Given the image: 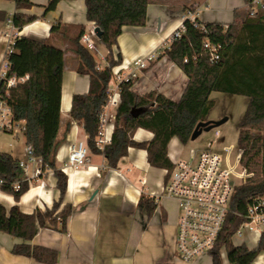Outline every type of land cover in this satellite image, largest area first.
<instances>
[{"label": "trees", "instance_id": "obj_1", "mask_svg": "<svg viewBox=\"0 0 264 264\" xmlns=\"http://www.w3.org/2000/svg\"><path fill=\"white\" fill-rule=\"evenodd\" d=\"M65 0H49L44 6L47 14L57 9ZM75 1V0H68ZM155 0H85L86 19L99 27L103 36L100 43L108 50L107 63L100 68L93 54L81 43L83 27L71 40L72 52L78 60L76 72L89 80L87 94H75L70 110L71 121L66 126L64 138L70 132L72 122H76L87 134V144L92 154L103 155L107 168L116 169L129 149L146 150L149 165L172 173L174 164L169 158L168 146L177 138L181 145L191 142V137L200 122L208 121L214 107L213 93L248 98L246 111L239 122L238 147L244 151L245 166L254 173V178L239 186L233 197L231 213L224 230L219 236L212 264H223L225 251L231 264H254L264 251V232L258 245L250 249L246 244L235 245L233 237L246 221L251 202L264 196V11L256 10L255 17L235 14L231 24H202L198 19L183 23L185 32L180 38H171L158 59L167 57L188 78L183 97L177 102L165 95L150 92L137 95L132 88L134 80L122 82L120 106L113 125L112 144L104 150L97 147L101 131L100 115L109 99V85L114 69L121 66V53L115 52L118 39L124 27H144L147 9ZM247 9L254 8L253 1L243 0ZM35 4L29 0H15L16 12L11 18L13 27L22 31L35 22L36 16L27 15L24 10ZM191 12L192 7L185 8ZM8 16L0 11V22H7ZM204 27V28H202ZM64 28L61 20L51 27V33ZM12 51L6 54L7 78L21 79L24 83L8 88L0 83V98L11 107L13 121L24 123L23 136L27 146H31L36 157L43 161V172L52 171L60 193L59 200L52 208L36 210L32 214L23 213L16 205L7 209L0 204V232L17 238L23 243L15 244L12 253L27 257L41 264H57L56 250L32 245L38 228L51 229L62 234L67 232L69 218L73 214L71 204L63 205L68 188V176L57 169V154L61 143L58 140L61 125L62 86L65 73V51L29 37H16ZM221 46L220 59L211 62L205 53L206 43ZM133 110L140 111L133 116ZM144 129L153 134L148 142L134 140L135 132ZM11 133V132H6ZM9 153L0 152V188L19 202L29 190L28 182L20 181L18 161ZM169 176H166L167 181ZM19 183V189L15 185ZM138 208L150 218L156 205L149 196L142 195Z\"/></svg>", "mask_w": 264, "mask_h": 264}, {"label": "crops", "instance_id": "obj_2", "mask_svg": "<svg viewBox=\"0 0 264 264\" xmlns=\"http://www.w3.org/2000/svg\"><path fill=\"white\" fill-rule=\"evenodd\" d=\"M35 6L24 10V13L38 19L18 32L11 24L16 12L15 0H0V11L8 16L7 22H0V72L5 63L10 40L15 37H29L64 50L65 59L73 64L76 55L72 52L71 40L83 27L88 32L91 23L86 19L85 0L61 1L55 11L44 13V6L49 0H29ZM192 7L194 17L202 24H231L235 14H246L247 5L243 0H155L148 6L147 22L144 27H124L118 39L115 52L122 55L123 63L117 69L124 73L134 72L133 92L145 95L150 92L165 95L172 101H179L188 84L185 74L167 57L158 59L173 34L183 25V15ZM62 21L61 32L51 33L52 25ZM100 43V41L98 42ZM101 44V43H100ZM97 60L100 68L108 65V50ZM74 54V55H73ZM98 57V56H97ZM96 59V58H95ZM65 73L62 86L61 127L58 140H64L57 154V169L68 176V188L63 205L71 204L73 214L68 220L67 232L62 234L51 229L38 228L30 242L56 250L59 254L57 264H186L175 256V232L177 213H168L163 201H175L160 196V188L165 182L166 170L156 169L149 165L146 150L129 149L128 155L121 159L116 169L107 168L103 155L90 153L88 164L75 170L65 168L70 146L78 141L88 139L84 130L72 122L70 132L64 138L66 126L71 121L70 110L75 94H87L89 80L77 74L76 67ZM77 60V59H76ZM138 60L144 61V67H135ZM109 88L115 90L111 81ZM208 120H210L208 118ZM24 126V123H21ZM113 134V125L108 128ZM153 134L144 129L135 132L134 140L148 142ZM168 146L172 162L180 160L183 145L177 138ZM26 143L9 144L7 153L19 162H27ZM37 165L29 163L27 169H20V181L29 183V190L17 203L14 197L4 193L0 188V204L7 209L18 206L23 213L32 214L36 210L52 208L59 200L60 193L52 171L43 172L35 177ZM134 175V176H130ZM132 177V178H131ZM150 193L159 194L153 200ZM142 195L154 201L156 209L148 218L147 213L138 208ZM165 208V209H164ZM259 237L247 234L246 244L250 249L257 247ZM23 241L0 232V264H41L22 256H15L12 249ZM225 251L222 252L223 264H231ZM207 258H200L193 264H212ZM254 264H264L262 251Z\"/></svg>", "mask_w": 264, "mask_h": 264}, {"label": "built area", "instance_id": "obj_3", "mask_svg": "<svg viewBox=\"0 0 264 264\" xmlns=\"http://www.w3.org/2000/svg\"><path fill=\"white\" fill-rule=\"evenodd\" d=\"M254 8L250 10L249 16L255 17L256 10L264 11V3L253 1ZM183 21L195 22L192 12L183 15ZM11 22V21H10ZM12 24V22H11ZM204 28V27H202ZM96 25L91 23L88 32L83 34L81 43L92 54L101 57L97 42L100 40L95 33ZM181 28L173 34V38H180L185 32ZM16 38V37H15ZM14 38V39H15ZM14 39L10 40L7 53L12 51ZM223 48L219 45L206 43L205 53L209 54L210 60L216 63L220 59ZM6 53V54H7ZM144 61L134 62L136 67H144ZM8 64H3L0 72V83L5 82L8 88L24 83L28 77L16 79L7 78ZM123 69H114L112 81L115 90L109 88V99L106 107L100 115L101 131L97 139V147L104 150L112 144V134L108 128L114 125L116 112L120 106V84L137 78L134 72L124 73ZM19 124L13 121L11 107L0 98V130L14 133L19 129ZM25 127L20 130L23 132ZM218 136L219 133L216 132ZM27 162H19V169H27L29 163L37 165L35 177L43 174V161L36 157L31 146L26 147ZM90 149L86 141H78L70 146L65 168L75 170L85 167L89 162ZM174 169L172 173L166 170L168 180L160 188V196L175 200L179 206L178 218L176 220L175 233V256L177 260L186 264H193L200 258H213L217 242L228 216L231 213V204L236 190L239 186L246 184L254 178V173L245 166L244 151L237 147L226 148L222 152L211 149L196 152L192 150L187 159L172 162ZM0 182V186H1ZM19 189V183L15 185ZM159 194L150 193L153 200H158ZM255 234L261 237L264 232V196L254 199L248 207L246 221L240 226L235 236L242 237L243 232Z\"/></svg>", "mask_w": 264, "mask_h": 264}, {"label": "rangeland", "instance_id": "obj_4", "mask_svg": "<svg viewBox=\"0 0 264 264\" xmlns=\"http://www.w3.org/2000/svg\"><path fill=\"white\" fill-rule=\"evenodd\" d=\"M250 10L247 9V13L249 16ZM250 17V16H249ZM98 48L104 53V48L102 44L97 42ZM74 55V54H73ZM96 60L99 62L103 61L93 54ZM77 59V58H76ZM75 59L73 61L71 59L66 60V71L70 73L73 70V66H77L78 60ZM211 100L214 102V107L211 110V114H209L208 118L213 121H220L224 118H227V122L222 126L213 129L210 132H204L197 140L191 141L186 146H182L179 148L181 150V158L180 159H187L189 153L192 150L196 152L204 151L207 149H211L215 152H222L226 148L230 147H237L238 146V134H239V122L243 117L247 105H248V98L241 97V96H233L223 93H213L211 95ZM23 125L19 124V129L16 130L14 133H6L0 130V152H8L9 151V144H14L16 141L21 142L23 140V132L20 130ZM216 132L219 135H216ZM90 156V155H89ZM134 176V175H130ZM132 178V177H131ZM163 205L166 208L167 212L170 213H177L176 220L178 218V210L179 206L176 201H163ZM164 208V209H165ZM176 233V232H175ZM247 233L244 231L243 236H235L233 237V243L235 245L241 244L246 241ZM175 244V241H174ZM176 245V244H175ZM174 245V246H175ZM225 253V252H224ZM207 258V261H211V258ZM223 260V256H222Z\"/></svg>", "mask_w": 264, "mask_h": 264}, {"label": "water", "instance_id": "obj_5", "mask_svg": "<svg viewBox=\"0 0 264 264\" xmlns=\"http://www.w3.org/2000/svg\"><path fill=\"white\" fill-rule=\"evenodd\" d=\"M95 33L97 35V38L99 40H101L102 36H103V32L99 27H96L95 29ZM134 112H132L133 116H137L138 113L140 111L138 110H133ZM227 118H224L220 121H213V120H208L206 122H200L197 126H196V130H194L192 137H191V141H195L197 140L204 132H210L215 128H218L220 126H222L223 124H225L227 122Z\"/></svg>", "mask_w": 264, "mask_h": 264}]
</instances>
